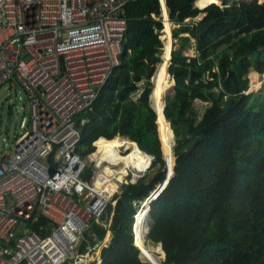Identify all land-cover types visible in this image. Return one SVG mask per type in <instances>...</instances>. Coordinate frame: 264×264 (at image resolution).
<instances>
[{
    "label": "trees",
    "instance_id": "16d2710c",
    "mask_svg": "<svg viewBox=\"0 0 264 264\" xmlns=\"http://www.w3.org/2000/svg\"><path fill=\"white\" fill-rule=\"evenodd\" d=\"M165 2L170 20L180 26L174 31L180 47L173 50L170 65L176 77L175 95L168 97L166 108L162 100L180 159L175 177L151 211L143 209L153 220L146 242L162 245V264H264V87L247 93L250 71L264 72V4L230 5L226 0L221 9L216 6L222 5L221 0ZM202 13L208 15L201 23L188 24ZM124 16L128 30L123 62L92 110L78 117V126L81 120H90L79 150L86 155L96 150L94 140L106 138L110 142L101 140L99 146H112L123 137L154 155L162 169L167 150L150 105L151 77L163 61L160 0L133 1ZM212 20L217 21L201 37L200 25ZM193 38L199 54L187 56ZM252 76L251 72V80ZM198 101L211 104L200 118ZM163 178L158 170L140 185H124L117 204L110 207L111 228L93 225L97 241L87 239L92 247L104 243L112 231L102 253L104 264H150L141 260L134 244L139 206L134 202L144 201ZM48 225L49 220L41 218L31 228L45 233L41 226ZM88 250L89 243L81 242L79 252Z\"/></svg>",
    "mask_w": 264,
    "mask_h": 264
},
{
    "label": "built area",
    "instance_id": "2783aa9c",
    "mask_svg": "<svg viewBox=\"0 0 264 264\" xmlns=\"http://www.w3.org/2000/svg\"><path fill=\"white\" fill-rule=\"evenodd\" d=\"M133 1L0 0V92L12 85L21 88L28 112L10 148L7 142L0 148V264H98L89 262L93 249L80 253L79 246L94 224L113 225L110 207L122 187L140 185L158 170L164 174L144 201L134 202L138 214L175 177L174 140L176 161L164 157L162 169L154 155L139 147L140 167L104 158L97 140L95 151L85 155L79 150L90 120L78 126V117L92 110L123 62L124 13ZM170 65L172 59L167 71L175 77ZM158 74L151 81L153 110ZM133 150L122 147L119 153L127 156ZM41 218L49 220L41 226L45 233L31 228ZM149 219L150 211L145 243Z\"/></svg>",
    "mask_w": 264,
    "mask_h": 264
},
{
    "label": "rangeland",
    "instance_id": "374dc122",
    "mask_svg": "<svg viewBox=\"0 0 264 264\" xmlns=\"http://www.w3.org/2000/svg\"><path fill=\"white\" fill-rule=\"evenodd\" d=\"M225 1L226 0H221L222 6H220V5H216V6H218L221 9L224 8L225 7ZM227 1L229 2L230 5H232L234 3H239V2L252 3L254 1H257L259 4H264V3L260 2L259 0H227ZM202 10H205V9H202ZM207 15H208L207 13H202V14H200L199 17H197L195 19H191V21H189L190 20L189 19L187 22L190 25H195V24L201 23L207 17ZM173 23H174V26H173L174 49L173 50H175L176 48L180 47V43H178V39L175 38L174 31L177 27L179 28L180 26L178 24H176L175 22H173ZM164 29H165V24H164ZM164 29L162 30L161 39L164 42V50H165L166 40L163 38ZM164 50L162 53V57L164 56V53H165ZM185 54L187 56H197L199 54L198 49H197V39L196 38L192 39V42H191L190 46L187 48ZM163 62H164V60L162 61V63H159L157 65L155 73L157 71L158 66H164ZM255 71L256 70H252L248 74L250 86H249V90L247 93H258L260 90L263 89L264 79L263 80L260 79L259 74ZM251 72L253 73L252 80H251ZM155 73H154L151 81H154ZM168 82L170 84H168L166 93L159 92V89L156 86L155 94L153 96V105H154L155 110L157 111L158 124L162 128V134H164L163 137H164L165 143L167 145L166 156L169 160L173 161L172 142L174 140V142L177 143V137H175V139H173L172 135H170L169 129H168L166 123L164 122V117H163V120L160 121L161 116H163L162 100L165 99V101H166L168 99V97H172L175 95V77H172V79H170V77H169ZM6 89H4L3 91L0 92V97L5 93ZM250 89L254 90V91H251ZM140 93H141V91H139V93L136 95V97H138ZM25 104H26L25 94L22 91V89L17 87V86L14 88H11L8 91L5 98L0 101V148H1V152L5 146L4 144L7 142V145L5 146V148H10V146L12 145V142L14 140L15 134L20 133L22 131V129L20 128V121H21V118L24 115H26L25 111L22 110V108ZM210 105H211L210 103H204L201 101H198L196 103V107H197V110L199 113V118H200V116L203 115L205 109L207 107H209ZM18 110H19V113L17 112ZM133 146H135V145H133ZM162 147H163V145H162ZM164 155H165V153H164ZM119 156L121 157V155L119 154L116 159H118ZM150 176H154V172H152L150 174ZM144 206H146V205H144ZM143 208L139 211V213L137 214V217H136V223H135V234H136V236H135L134 244L136 243L137 239H141L144 246H146V247L148 246L149 249L154 251V249L157 245L152 243L149 240L145 243V240H144V230H145L144 229L145 228V225H144L145 221L144 220L145 219H143V217H145L146 215H143L140 222L138 221L140 216L142 215L140 212L143 210ZM148 222L151 226V224L153 223L152 218H151V220L149 219ZM139 224H140V226H139ZM111 237H112V234L109 233V235H108V237L104 243L100 242V243H97L95 245L94 250H93L94 252L91 254L89 262L98 259V256L100 255L101 250L105 246L109 245V242H111V239H112ZM85 238H87L89 240L93 239V236L91 235L90 230H88L85 233ZM140 258L142 261L146 262V260H144L142 258L141 254H140ZM163 260H164V258L162 259V261Z\"/></svg>",
    "mask_w": 264,
    "mask_h": 264
},
{
    "label": "bare ground",
    "instance_id": "6f19581e",
    "mask_svg": "<svg viewBox=\"0 0 264 264\" xmlns=\"http://www.w3.org/2000/svg\"><path fill=\"white\" fill-rule=\"evenodd\" d=\"M208 0H205V2H203L202 4H206ZM260 2L264 3V0H259ZM161 3H162V6H163V14H164V24H165V29H164V36L163 38L166 40V44H165V53H164V66H159L158 70H157V73L159 72L158 74V77L156 75L155 77V80L157 79V88L159 89V92H162V93H166V90H167V87H168V84H170L168 82V79H169V74H168V65H169V60L172 59V51L174 49V37H173V26H174V23L172 20L169 19V16H168V13H167V9H166V6H165V2L164 0H161ZM217 5V4H216ZM222 6V5H221ZM259 74V73H258ZM170 79H172V77H170ZM260 79H262V77H260ZM263 79H264V76H263ZM262 79V80H263ZM264 84V83H263ZM156 86L153 90V95H152V104H153V96L155 94V89H156ZM170 88V87H169ZM168 88V89H169ZM154 107V105H153ZM156 111V110H155ZM157 113V111H156ZM157 117H158V114H157ZM163 117H164V122H165V115H164V111H163V116H161V119L160 121L163 120ZM158 123V122H157ZM166 123V122H165ZM168 127V126H167ZM169 129V128H168ZM170 132V130H169ZM164 133V132H163ZM162 135V133H161ZM164 135V134H163ZM170 135H172V133H170ZM172 138L174 139L173 135H172ZM108 140L106 138H102L101 140ZM100 140V141H101ZM163 140V139H162ZM97 142V145L99 146V142ZM110 142V140H108ZM165 141V140H164ZM164 143V142H163ZM134 143L129 141L128 139H124V138H117L114 145L112 146H109L107 144H104V145H100L99 146V152L98 153H103V157L106 158V159H110L112 161H116V158L118 157V155L120 154L119 153V149L124 147L125 150H128L130 149L131 147H133V152L127 156H123L122 157L124 158L123 160H121L122 158L119 156V159L121 162H124L128 165L130 164H134L135 166H138L140 167V163L142 161V157L139 155L138 153V148L136 146H133ZM166 145V143H165ZM164 145V147H165ZM166 150H167V145H166ZM167 153V151H166ZM121 155V154H120ZM175 159V157H174ZM176 161V160H175ZM111 174H115L114 172H112ZM146 206H144V208H148L150 209L149 205L148 204H145ZM143 208V209H144ZM139 213V212H138ZM141 214L143 213L144 215H147V213H144V211L142 210L140 212ZM158 243V242H157ZM139 249L141 250V255H142V258L146 261H149L151 260L152 262H154L155 264H162V259L165 258V252L164 250L162 249V246L161 245H157L153 250L149 249V247L147 246H144L143 243H142V240L141 239H137L136 243H135ZM154 246V245H153Z\"/></svg>",
    "mask_w": 264,
    "mask_h": 264
},
{
    "label": "water",
    "instance_id": "95a60500",
    "mask_svg": "<svg viewBox=\"0 0 264 264\" xmlns=\"http://www.w3.org/2000/svg\"><path fill=\"white\" fill-rule=\"evenodd\" d=\"M198 2V1H197ZM197 2H196V6L197 7H199L198 6V4H197ZM189 21H191V19L189 20ZM216 21L217 20H212L211 22H209V23H206V24H202V25H200V36L202 37L204 34H206V33H208L209 31H210V29L212 28V26L216 23ZM172 56H173V51H172ZM163 58V57H162ZM258 73H259V77H262V79H263V76H264V72H259V71H257ZM175 85H176V79H175ZM264 85V84H263ZM264 87V86H263ZM7 92H8V90H6L5 91V93L0 97V101L2 100V99H4L5 98V96L7 95ZM249 94V93H248ZM167 101V100H166ZM166 101H165V108H166ZM155 111V110H154ZM164 111H165V109H164ZM155 113H156V111H155ZM156 115H157V113H156ZM156 123H157V121H156ZM123 125V124H122ZM157 126H158V124H157ZM172 126H173V124H172ZM158 130H159V128H158ZM176 135V134H175ZM176 137V136H175ZM161 138V137H160ZM162 143V142H161ZM137 144V143H136ZM138 146V145H137ZM162 150H163V147H162ZM163 153H164V150H163ZM164 157H167L166 155H164ZM176 158H177V162H176V172H177V169H178V166H179V164H178V160L180 159V156H177L176 155ZM150 210H151V206H150ZM136 245V244H135ZM142 253V252H141ZM147 263H150V264H155L154 262H152L151 260H149V261H146Z\"/></svg>",
    "mask_w": 264,
    "mask_h": 264
},
{
    "label": "crops",
    "instance_id": "0c3cea01",
    "mask_svg": "<svg viewBox=\"0 0 264 264\" xmlns=\"http://www.w3.org/2000/svg\"><path fill=\"white\" fill-rule=\"evenodd\" d=\"M164 59V58H163ZM175 79H176V77H175ZM11 88H14V85H12L11 86ZM8 90V89H7ZM8 93V92H7ZM23 108H24V111H25V114H27L28 112H27V107L24 105L23 106ZM119 138V137H118ZM121 138H123V137H121ZM124 139H126V138H124ZM130 141V140H129ZM98 142V141H97ZM112 226V225H111ZM111 227H109V228H106V229H110ZM90 232H91V235L94 237V240H96L97 241V237H96V235L93 233V231H92V229H90ZM109 233H111L112 234V231H109ZM109 233H108V235H109ZM108 237V236H107ZM112 238V237H111ZM84 241H86V242H88L89 243V249L91 248V249H93L94 250V247H92V244H91V242L89 241V240H87V238H85V240ZM100 243V242H99ZM108 246V245H107ZM162 246V245H161ZM104 249V248H103ZM103 249L101 250V253H100V255L98 256V259L97 260H95L98 264H104V261H103V255H102V253H103ZM94 251H92V253H93Z\"/></svg>",
    "mask_w": 264,
    "mask_h": 264
},
{
    "label": "clouds",
    "instance_id": "9594fccd",
    "mask_svg": "<svg viewBox=\"0 0 264 264\" xmlns=\"http://www.w3.org/2000/svg\"><path fill=\"white\" fill-rule=\"evenodd\" d=\"M165 1V0H164ZM166 3V2H165ZM167 7V6H166ZM168 9V8H167ZM169 12V11H168ZM170 19V18H169ZM164 23V22H163ZM175 139V138H174ZM151 211V210H150Z\"/></svg>",
    "mask_w": 264,
    "mask_h": 264
}]
</instances>
